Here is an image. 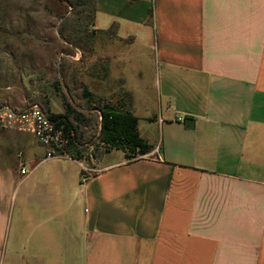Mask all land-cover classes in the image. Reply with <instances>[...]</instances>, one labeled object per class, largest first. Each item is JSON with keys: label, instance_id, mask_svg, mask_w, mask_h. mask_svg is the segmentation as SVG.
<instances>
[{"label": "crops", "instance_id": "obj_1", "mask_svg": "<svg viewBox=\"0 0 264 264\" xmlns=\"http://www.w3.org/2000/svg\"><path fill=\"white\" fill-rule=\"evenodd\" d=\"M93 30L83 84L152 149L0 143V264H264V0H96Z\"/></svg>", "mask_w": 264, "mask_h": 264}, {"label": "rangeland", "instance_id": "obj_2", "mask_svg": "<svg viewBox=\"0 0 264 264\" xmlns=\"http://www.w3.org/2000/svg\"><path fill=\"white\" fill-rule=\"evenodd\" d=\"M91 17L90 3L73 10L58 0H0V110L18 111L48 99L64 112L56 83L59 90L68 92L79 111L86 109L80 85L90 71L95 44ZM129 88L152 109L158 108L154 87L146 84ZM85 132L90 152L97 146L98 130L91 142L93 133ZM24 134L0 127V143L20 144ZM12 148L16 152L17 147ZM16 154L19 157L21 153ZM106 154L96 148L97 158L93 159ZM3 162L0 158V166Z\"/></svg>", "mask_w": 264, "mask_h": 264}, {"label": "trees", "instance_id": "obj_3", "mask_svg": "<svg viewBox=\"0 0 264 264\" xmlns=\"http://www.w3.org/2000/svg\"><path fill=\"white\" fill-rule=\"evenodd\" d=\"M58 1L62 4H66L73 10L84 7L90 3L92 7L91 24H94L96 0ZM116 29V26H114L111 30L115 33ZM55 86L63 101L64 112L62 114L52 113L51 102L48 99L39 100V106L43 112L52 119L56 127L63 132L67 139L64 152L71 158L83 160L90 167L91 158H97L96 148H99L101 144L106 147L105 151L107 153L112 150H119L128 154L130 157L138 154L145 155L152 149V146L148 145L139 137L137 130L138 118L125 109L119 110L122 106L116 107L101 99H97L88 91L84 84L81 83V99L87 110L79 111L68 96V92L59 90L60 86L58 83H56ZM93 102H96V104H93ZM93 110L96 111L94 112ZM93 130H98V143L96 148L93 147L92 151L89 152L86 147L88 142H85V131L93 133L89 141L91 142L96 135L95 131L92 132Z\"/></svg>", "mask_w": 264, "mask_h": 264}, {"label": "built area", "instance_id": "obj_4", "mask_svg": "<svg viewBox=\"0 0 264 264\" xmlns=\"http://www.w3.org/2000/svg\"><path fill=\"white\" fill-rule=\"evenodd\" d=\"M0 127L32 135L40 145L47 149L45 159L70 157L64 152L67 139L63 132L56 127L38 104L18 111L10 108L0 110ZM26 172L25 167L20 169L21 174H26Z\"/></svg>", "mask_w": 264, "mask_h": 264}]
</instances>
